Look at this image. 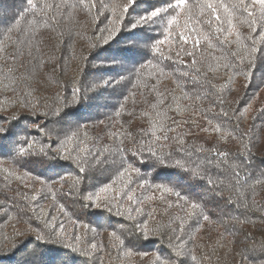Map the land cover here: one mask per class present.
I'll list each match as a JSON object with an SVG mask.
<instances>
[{
    "label": "trees",
    "instance_id": "trees-1",
    "mask_svg": "<svg viewBox=\"0 0 264 264\" xmlns=\"http://www.w3.org/2000/svg\"><path fill=\"white\" fill-rule=\"evenodd\" d=\"M169 2L0 0V264H249L264 246V9L187 0L178 25L132 27Z\"/></svg>",
    "mask_w": 264,
    "mask_h": 264
},
{
    "label": "snow or ice",
    "instance_id": "snow-or-ice-1",
    "mask_svg": "<svg viewBox=\"0 0 264 264\" xmlns=\"http://www.w3.org/2000/svg\"><path fill=\"white\" fill-rule=\"evenodd\" d=\"M133 2V0H128V5L125 6V14L127 12V9L129 7V5ZM187 0H170V2L165 5L164 7H160V8H156L154 10H152L149 14H147L146 16L144 17H141L140 19L137 20L136 24H133L132 27H135L137 26V24H143L145 23L146 21H150L152 20L153 18H156V17H161V14L162 13H167L169 10H172L175 12V15H172L168 20H167V25H168V28H171L173 25H178V18L179 16L182 14L183 12V9H184V5L186 4ZM27 3L28 4H32V0H27ZM240 3L243 5L244 4V0H240ZM253 4H258L260 6L261 9H264V0H253ZM221 7H224L223 5H221ZM249 7H251L250 5H245L244 6V11L245 12H248V14L251 16L252 13L248 11ZM207 8L210 9L213 13V18L216 19V20H221V17L217 14V8L214 6V4L212 2H209L207 4ZM224 10L225 12H228L229 13V17H231L234 13L232 12H229L228 8L227 7H224ZM125 18V17H124ZM162 18V17H161ZM20 23L19 20L16 21L15 25H13V27L15 26H18ZM188 21L185 22V32H188V35H185L184 32H181L180 34V39L182 41H184L185 43H188L189 41L192 40V35L191 33L196 31L195 27H192L191 29H189L188 27ZM227 23L229 25V32L233 31L234 30V26L232 24V19L229 18L227 20ZM12 29L10 28L9 31H11ZM221 29H217V31H220ZM167 32V29L165 30ZM117 34V32H111L110 35L105 38V43H107L109 40H111L115 35ZM169 35H171V33H168ZM165 43V40H156L153 45H152V51H154L155 53H158L160 55H163V52L161 50L160 47H158V45L160 44H164ZM196 44L199 43V40L197 39L195 41ZM256 52V49L253 48L251 50V53L250 55H253L254 53ZM250 80H251V71L249 73V83H250ZM106 83V82H105ZM249 85V84H248ZM248 85H246V87H248ZM245 108H247V105H245ZM261 111H264V109H262ZM60 111L57 110L55 113H48L49 115H55V114H58ZM243 113H241L242 115ZM35 115V114H34ZM17 117H13V119H16ZM5 130L4 127H0V132H3ZM218 130V129H217ZM165 139H167V137H165ZM251 147V145H249V148ZM24 152V149L22 148L21 149V154H23ZM221 155H225L224 153H221ZM64 159H69V157H64ZM161 163H165V161L163 160V158H159ZM129 167L132 169V171L134 172H138L139 170L133 166L132 164H129ZM177 168H180L181 169V165L179 163V161L177 162L176 166ZM81 171H83V169H81ZM186 172H188L190 174V176L193 178V179H200V177H198L197 175L195 174H191V169H188ZM157 188H160L162 190V192H175V194L182 200L185 201V203H188V200H189V197L185 196L184 194H182L181 192L179 191H176V189L174 187H168V186H164V185H161V184H157L156 185ZM108 189H107V186H102L100 189H99V192L96 193L95 197L93 196H86L84 197L85 201H88V202H91L95 199L96 201H99L100 200V195L99 193L100 192H106ZM131 198V197H130ZM96 207H99V204L96 205ZM201 207V204H198V203H195L193 202L190 206V211H189V216H193L196 214V210L199 209ZM203 219L204 220H209V216L208 215H203ZM197 228L199 227V221L197 220ZM137 228L139 229V232L142 233L143 237L145 239L151 237L150 236V232H149V229L147 227V222L144 223L143 227H141L140 225L137 226ZM38 240L40 241H44L46 239V237L42 234H39L37 233L36 236H35ZM163 239V235H161V237ZM246 239H251V237H246ZM121 243H124V241H121ZM169 243H171V240H169ZM15 246V244L13 245V247ZM71 247V246H70ZM72 248V247H71ZM73 250H76L78 251V249H75L73 248ZM132 249H130L131 251ZM170 251H172V249H170ZM251 254L250 255H246V259L248 260L249 264H264V246L262 247H259V248H252L250 250ZM173 253V257H178V254L177 253ZM156 261H157V264H176V259L173 258V259H168V258H165V257H162L161 255H159L158 253H156Z\"/></svg>",
    "mask_w": 264,
    "mask_h": 264
}]
</instances>
